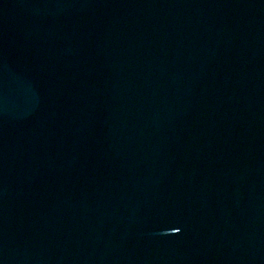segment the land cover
I'll list each match as a JSON object with an SVG mask.
<instances>
[{
    "label": "water",
    "instance_id": "95a60500",
    "mask_svg": "<svg viewBox=\"0 0 264 264\" xmlns=\"http://www.w3.org/2000/svg\"><path fill=\"white\" fill-rule=\"evenodd\" d=\"M0 264H264V0H0Z\"/></svg>",
    "mask_w": 264,
    "mask_h": 264
}]
</instances>
